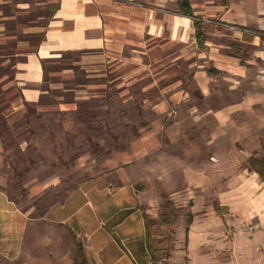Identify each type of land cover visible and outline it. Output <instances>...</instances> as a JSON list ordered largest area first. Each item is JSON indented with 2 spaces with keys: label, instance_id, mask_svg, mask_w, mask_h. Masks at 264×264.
Listing matches in <instances>:
<instances>
[{
  "label": "crops",
  "instance_id": "obj_1",
  "mask_svg": "<svg viewBox=\"0 0 264 264\" xmlns=\"http://www.w3.org/2000/svg\"><path fill=\"white\" fill-rule=\"evenodd\" d=\"M176 1L60 0L46 26L19 24L15 34L0 24V46L19 49L3 86L14 97L9 128L28 107L46 111L56 91L58 110L69 115L105 103L95 124L118 123L115 146L125 147L98 158V175L34 218L10 198L0 139V261L43 264L39 230L50 225L71 244L45 264H75V243L89 264H151L141 209L159 220L166 194L178 209L166 264H264V183L249 167L264 139V40L247 30L264 31V0H189L202 22L201 46L193 20L174 12ZM29 35L42 38L39 46L19 40ZM78 53L74 66L85 80L58 70ZM66 95L72 99L60 101ZM27 146L20 144L23 153ZM28 174L29 198L58 186Z\"/></svg>",
  "mask_w": 264,
  "mask_h": 264
},
{
  "label": "rangeland",
  "instance_id": "obj_2",
  "mask_svg": "<svg viewBox=\"0 0 264 264\" xmlns=\"http://www.w3.org/2000/svg\"><path fill=\"white\" fill-rule=\"evenodd\" d=\"M12 1L0 0V24H3L8 30L11 29V32L15 34L19 32L17 31L18 25H14L18 17L22 19L30 17L29 19H32L37 16L39 18L40 16L48 15L49 9L47 5H37V1L46 2L48 0ZM15 1L20 4H17ZM27 1L28 3H25ZM206 2H208V0H205L203 4H208ZM54 4L55 3H53V5ZM8 15H15L16 18L4 21L3 18H7ZM38 18L36 19L38 20ZM39 22V24L43 23L41 20ZM78 58V54L65 55V64L68 67H74V74L72 75H75L78 79L85 80L86 75L78 69V66H74L75 60ZM50 68L52 70L51 66ZM51 93L53 97H49V95L46 96L47 107L43 108L46 109V111H43L39 115L32 116V119H29L28 125L25 124L24 119H21L12 124L11 127L13 129L10 127L8 130H4V128H2L3 121L0 118V129L5 134L6 142L9 144L10 158L16 160L19 157V150L22 149V147H18L15 143L16 139L20 141L24 138L30 139L26 147V152L23 153L22 150L20 151L24 161L18 165L20 169L18 172H23V170L29 166L25 160L26 158H30L36 163L30 168L31 171L34 170L41 180H55L58 184L57 187H52L47 192L41 194L42 196L40 198H29L27 190L24 189L23 185L28 183L30 177L25 176L22 180H19L11 173L9 186L7 188L10 198H12L22 210H30L31 216L34 218H39L41 213L51 204L62 201L67 196L68 192L80 181L98 175L103 168L99 165L97 159L108 155L110 151L117 148L115 144L118 141L115 142L114 138H118V134L122 132L121 129H118L119 124L113 120L105 125L100 124L101 127L98 129V125L95 124V122L99 119L97 112L96 117L94 111H97L95 109H103L101 107L105 105V103L101 102V100H94L95 102L92 104L94 109L89 106L86 107L87 105H85L79 109L77 114L69 115L58 110L60 109L58 106L59 102L54 98L56 91ZM70 99H72L71 96L66 95L60 101ZM106 104L110 105L111 109L115 107L114 100L107 99ZM90 111H93L92 113L95 119L87 115ZM101 115L102 114H100V116ZM30 131H32L33 134L29 133ZM97 140L105 145H99L100 147L94 145L93 143L97 144ZM259 155H263L262 150ZM159 199L161 200L160 206L163 209V205L168 199V196L162 194V198ZM158 204L157 202L156 205ZM39 231L43 235L41 242L43 264L48 263L49 260L52 262L56 261V258H53L56 250L63 252L67 250L68 245L71 244V239L63 230H56L55 227H51L50 225H42ZM168 235V230L165 228H159L156 231V239L163 241L161 244H155V248L158 251L159 264L167 262L164 257L168 251L167 249L171 247V245L165 241ZM74 251L76 252L75 248ZM26 261L27 262L23 263L4 262L1 260L0 264H38L33 258L30 260L27 259Z\"/></svg>",
  "mask_w": 264,
  "mask_h": 264
},
{
  "label": "trees",
  "instance_id": "obj_3",
  "mask_svg": "<svg viewBox=\"0 0 264 264\" xmlns=\"http://www.w3.org/2000/svg\"><path fill=\"white\" fill-rule=\"evenodd\" d=\"M7 1H12V0H7ZM13 2V1H12ZM17 2V1H15ZM39 2H43V1H39ZM25 3H28L25 2ZM17 4H20L19 2H17ZM48 15L46 16H40L42 17L41 21H43L42 25L46 26L50 20H52L54 18V16L56 15V13L58 12L59 8H60V0H57L56 4H48ZM175 13L178 15H183L186 17H189L193 20L194 22V26L195 29L197 31V42L199 44V46H201L202 43H200V39L202 37V22L195 16V10L193 9L191 2L189 0H178L175 3ZM11 16V15H8ZM25 18L22 19L21 17H18L17 22L14 23V25H19V24H31L33 22H37V24H39L40 22L36 19L38 18V16L32 19ZM11 30V29H9ZM252 33H255L257 36H259L261 39L264 40V31H260L257 29H247ZM19 40H24V41H30L31 44H33L34 47L39 46V44L42 42V38L40 36H36V35H29L26 37H19ZM19 53V49L17 47V42H9L6 45H1L0 46V118L2 119V128H4V130H8V123L7 120L5 118V112L6 110H8V108L11 106V102L13 101L14 97L13 96H9L12 92L11 89L9 90H3V86L5 83H8L10 81L13 80L14 78V70H13V63L14 60L16 58V55ZM71 55V54H69ZM79 55V53H78ZM7 61H9L8 63H6ZM53 61H50V63ZM7 65H6V64ZM67 68H71L74 69V67H68L67 65H64L62 67H59L58 70H64ZM53 69V68H52ZM43 70H44V74H45V78L48 75V67L46 65V62L43 64ZM6 78L5 82H1L3 81V79ZM87 105V104H86ZM88 107V106H86ZM90 107V106H89ZM81 108V107H80ZM79 108V109H80ZM93 108V107H92ZM94 109V108H93ZM92 117H94V114L92 113V111L88 112ZM32 115H37V111L36 109H33L32 107H28L27 108V113L24 117V121L25 124H29V118ZM11 129H13L11 127ZM34 132V131H33ZM29 133L33 134L32 131H30ZM0 139L2 140V142L5 145V153L7 155V161H9L10 167H11V171L14 174L15 178H18L19 180H22L31 170L30 168L32 166H34L36 163L34 160L30 159V158H26V163L29 164V166L27 168H25L23 170V172H18V170H20L18 168V165H20L24 159L23 156L21 155V150H19V157L16 160L10 158V151H9V144H7L6 142V137L5 134L1 131L0 129ZM16 139V137H15ZM29 140L30 139H26L24 138L22 141H20L19 139H16V144L18 145V147L20 146V144L22 142H26L29 144ZM94 145L100 147L98 144L93 143ZM116 149L119 150H124L125 147H118ZM261 149L263 151V155L261 157H251L249 159V167L251 170H253L254 172H256L259 177L261 178L262 182L264 183V139L261 140ZM20 185V183H19ZM24 191V190H23ZM142 210V214L144 217V221H145V228H146V247L147 250L149 252L150 258H151V264H159V259H158V251L155 248V244L159 243L161 244L163 241L162 240H157L156 239V231L159 228H165L168 230V237H166L165 241H167L171 247L168 248L166 256L164 257L165 260H168L170 258L171 252L174 249V234L176 232V221L178 218V209L175 206V204L167 199L165 201V204L163 205V212L160 215V219L156 220L153 219L152 217H150L146 211L144 209ZM44 214V212L41 213L40 216H42ZM191 221L190 219L187 220V232H188V227L190 226ZM112 235L114 236V238L119 242V240L117 239L116 235L112 233ZM76 246V252H75V264H89L84 251H83V247L77 243H75ZM166 264V263H164Z\"/></svg>",
  "mask_w": 264,
  "mask_h": 264
}]
</instances>
